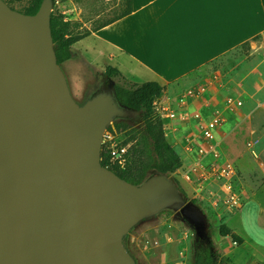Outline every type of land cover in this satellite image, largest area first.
<instances>
[{"label": "water", "instance_id": "obj_1", "mask_svg": "<svg viewBox=\"0 0 264 264\" xmlns=\"http://www.w3.org/2000/svg\"><path fill=\"white\" fill-rule=\"evenodd\" d=\"M52 0H0V264H135L123 236L171 209L210 242L202 209L164 174L130 183L101 164L114 86L78 104L57 63Z\"/></svg>", "mask_w": 264, "mask_h": 264}, {"label": "rangeland", "instance_id": "obj_2", "mask_svg": "<svg viewBox=\"0 0 264 264\" xmlns=\"http://www.w3.org/2000/svg\"><path fill=\"white\" fill-rule=\"evenodd\" d=\"M136 1L140 0H55L52 2L51 13L62 15L65 20L71 21L74 32L81 33L86 29L91 31L88 36L73 45L72 57L60 64L71 94L78 104H82L98 92L106 82L142 83L146 80L145 77L129 75L121 66L119 68L125 74V80L118 77L109 78L105 74L107 62L95 59L94 55L91 56V53H97L102 47L96 39L92 38V32L96 31L97 27L115 19L125 10H130L131 4ZM27 4L26 1L9 3L12 8L21 12ZM255 41L258 46L253 53L248 55L247 44L231 50L194 70L180 81L167 87L164 86L163 95L165 94L167 98H174L184 88L198 87L205 88V91L200 94L206 99L211 98L212 103L224 101L226 96H232L248 106L250 100L248 92L261 84L262 80L264 81V38L257 36ZM245 54L248 56L245 57ZM109 64L117 65V62L112 60ZM256 69L262 73V77H257ZM219 108L223 109L222 106ZM128 110L132 115L116 118L113 122L140 123V112ZM113 122L110 124L114 130L113 133H116L117 140L122 139L125 135L114 128ZM175 125L177 129L168 131L166 138L173 145L180 159L182 158V164L168 178L174 183L177 181L178 186L183 190L179 192L186 200L196 199L194 203L202 209L207 218L211 245L205 238L195 233L193 226L184 219L176 217L173 210L164 209L156 215L140 220L125 234L126 248L133 256L135 264H193L194 243L196 242L200 249L208 248L210 245L215 254L228 257L230 259L228 264H264V227L260 223L258 203L254 198L246 200L247 193H249L247 182L244 183L245 187L240 185V181L245 179L244 175L241 177L239 173V186L243 191L241 207L231 213L226 211L222 205L214 206L210 197L215 198L213 193L217 187L207 185L200 188L196 174H192L191 181L186 177V172L192 162H189L187 157H183L181 143L184 146L189 135L195 136V127L188 125L183 130L179 128L184 124L178 122ZM222 145L225 154L223 155L230 158L231 152L228 145L225 142ZM220 224L227 226L243 241L238 244L230 235L221 236L218 232Z\"/></svg>", "mask_w": 264, "mask_h": 264}, {"label": "crops", "instance_id": "obj_3", "mask_svg": "<svg viewBox=\"0 0 264 264\" xmlns=\"http://www.w3.org/2000/svg\"><path fill=\"white\" fill-rule=\"evenodd\" d=\"M92 36L102 47L97 53H91V56L105 60L106 67L109 65L120 70L121 66L129 75L145 77L144 81L155 80L167 87L242 45H248V55L253 53L258 46L255 38H264V0H140L131 4L127 15L92 32ZM248 55L245 54V57ZM112 60H115L117 65L109 64ZM255 72L258 78L262 77L258 69ZM263 89L262 80L261 84L248 92L249 105L242 103L244 106L238 107L234 112L226 107V99L229 96H226L224 101H216L221 105L212 103L211 98L206 99L201 95L189 100L187 104L189 113L195 109L206 111L214 106L223 107L225 122L216 133L220 143L219 149L223 152V142L228 145L231 152L228 159L239 169L241 177L244 175L245 178L240 181V185L245 187V182L248 184L249 193L246 200L254 198L258 203L262 227ZM163 96L167 97L165 94ZM182 124L184 125L179 129L183 130L188 125H193L196 131L194 138L198 140L195 121ZM191 138L189 135L188 139ZM181 147L183 157L192 162L193 156L185 151L182 143Z\"/></svg>", "mask_w": 264, "mask_h": 264}, {"label": "trees", "instance_id": "obj_4", "mask_svg": "<svg viewBox=\"0 0 264 264\" xmlns=\"http://www.w3.org/2000/svg\"><path fill=\"white\" fill-rule=\"evenodd\" d=\"M8 4L12 1L28 2L23 12L27 14L35 13L42 0H5ZM55 0H52V2ZM130 10H125L112 21L97 27L95 30L110 24L111 22L127 15ZM50 29L53 40V48L56 55L57 63L60 65L68 61L72 57L73 45L88 36L91 31L78 33L72 29V23L65 20L62 15H54L51 13ZM105 74L109 78L118 77L124 79V74L116 67L107 66ZM164 85L155 80H148L142 83H117L114 86V96L116 101L127 107L128 109L140 112L141 122L138 124H128L126 122H113L114 128L123 132L128 141L132 142L127 153V160L124 167L116 164H110L109 149L106 145L101 149V164L108 166L122 179L133 183L140 184L148 176L153 174H164L169 177L181 167V159L173 145L167 140L162 123L155 116L152 101L155 98L163 96ZM112 130L111 125L106 127ZM122 138V139H123ZM175 181V180H174ZM178 190L183 191L175 181ZM196 202V199H192ZM212 227V226H210ZM218 232L221 236L230 235L233 241L240 244L243 239L231 232L224 224H220ZM210 235V234H209ZM123 243L126 247L124 242ZM211 245V242L209 243ZM208 248L200 249L198 243H194L193 264H228L230 259L215 254Z\"/></svg>", "mask_w": 264, "mask_h": 264}, {"label": "built area", "instance_id": "obj_5", "mask_svg": "<svg viewBox=\"0 0 264 264\" xmlns=\"http://www.w3.org/2000/svg\"><path fill=\"white\" fill-rule=\"evenodd\" d=\"M203 91L205 88L193 87L185 89L174 99L165 96L155 98L152 101L153 111L155 116L160 119L165 135L168 131H175L177 127L175 124L178 122L195 121L198 140L192 137L183 146L185 151L193 156L186 177L191 181L192 174H196L200 188L207 185L217 187L213 193L215 198L210 197V200L214 206L222 205L226 211L233 213L241 207L243 191L239 186L238 168L223 156L216 137L218 129L225 122V115L221 108L215 106L206 111L195 109L190 113L187 109L189 100L196 99ZM241 105L242 101L238 98L229 96L226 99V107L231 112ZM113 131V129L106 128L102 137V146L106 145L109 149L108 161L110 164L124 167L132 142L127 138L117 140V135Z\"/></svg>", "mask_w": 264, "mask_h": 264}, {"label": "flooded vegetation", "instance_id": "obj_6", "mask_svg": "<svg viewBox=\"0 0 264 264\" xmlns=\"http://www.w3.org/2000/svg\"><path fill=\"white\" fill-rule=\"evenodd\" d=\"M113 86H115V84H114L112 81L106 82V83L101 87V89H100L99 91H101V90H109V89H112ZM113 91H114V89H113ZM120 105H121V104H120ZM121 106L125 107L124 105H121ZM125 108L128 109L127 107H125ZM129 115H132V113L130 112V114H128V116H129Z\"/></svg>", "mask_w": 264, "mask_h": 264}]
</instances>
